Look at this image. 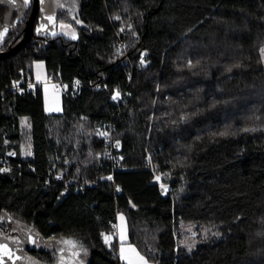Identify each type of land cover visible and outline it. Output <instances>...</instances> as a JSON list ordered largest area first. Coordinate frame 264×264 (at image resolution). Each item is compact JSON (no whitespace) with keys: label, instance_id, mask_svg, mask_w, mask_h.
<instances>
[{"label":"trees","instance_id":"obj_1","mask_svg":"<svg viewBox=\"0 0 264 264\" xmlns=\"http://www.w3.org/2000/svg\"><path fill=\"white\" fill-rule=\"evenodd\" d=\"M32 10L11 26L0 4V51ZM39 14L0 59V151H16L0 170V238L26 230L30 264H122L121 213L155 264H264V0H61L56 19L76 38L39 34ZM118 15L133 23L130 64L114 56ZM37 60L85 84L60 113L46 112L41 85L10 88ZM108 124L123 158L106 154Z\"/></svg>","mask_w":264,"mask_h":264},{"label":"built area","instance_id":"obj_2","mask_svg":"<svg viewBox=\"0 0 264 264\" xmlns=\"http://www.w3.org/2000/svg\"><path fill=\"white\" fill-rule=\"evenodd\" d=\"M117 22L118 24V40L115 43V48H114V56L115 59H117L120 63H128L130 61V54H129V41L127 39V34L128 30H130L133 26V23L131 21H127L120 15L117 17ZM135 38H139L140 35L138 32L133 33ZM140 60L145 61L148 63L146 60V55L145 51L141 50L140 51ZM49 80L53 83L54 87L57 90H60L62 92H71V94L76 95L80 94L82 89L85 87V84L81 79H75L73 81H68L64 80L62 78H57L53 73L48 74ZM33 76H28L27 78L22 77L20 80L15 81L10 88L14 91L17 92H23L25 89H30L34 90L35 88V82L33 80ZM41 85V83H40ZM92 85V84H91ZM95 86L96 88H99L100 85H92ZM42 87V85H41ZM119 93V95H117ZM112 100L115 101L116 103H124L126 101V94L122 91H116L112 95ZM102 130V136L106 139L107 143V148H106V154L109 155L113 160H117L120 158H123V154L120 153L121 151V144L118 140L114 138V131H115V126L113 124H108L106 127H104ZM16 151L15 150H6V152L0 151V170L2 172H7L10 171L12 167V158H15ZM18 167H21V165H18ZM51 177L49 176L47 179V182H50ZM56 181H63V175L62 174H57L55 177H53ZM113 180V179H112ZM72 191V186H70L68 183L64 185V192L68 193ZM78 189L75 190L77 192ZM113 230H114V236H116L118 232V225L117 221L112 224ZM112 235H110V238ZM124 264V263H122Z\"/></svg>","mask_w":264,"mask_h":264},{"label":"crops","instance_id":"obj_3","mask_svg":"<svg viewBox=\"0 0 264 264\" xmlns=\"http://www.w3.org/2000/svg\"><path fill=\"white\" fill-rule=\"evenodd\" d=\"M25 4L21 13L17 18L21 19L26 13L32 0H24ZM42 35V34H41ZM51 35V34H47ZM33 78L37 83H41L44 97V108L48 113H60L64 109L63 94L64 92L57 90L48 78V70L43 60H37L33 66ZM123 217V219H121ZM118 232L116 237L119 241L118 254L121 262L124 264H155L149 261L139 249L129 241L128 226L126 218L123 214L117 216ZM143 258V259H141Z\"/></svg>","mask_w":264,"mask_h":264},{"label":"rangeland","instance_id":"obj_4","mask_svg":"<svg viewBox=\"0 0 264 264\" xmlns=\"http://www.w3.org/2000/svg\"><path fill=\"white\" fill-rule=\"evenodd\" d=\"M34 1V0H33ZM32 3V2H31ZM0 4L8 5L9 6V12L7 15V21L10 23L11 26L15 25V21L11 23V17L14 12L21 13L24 7V0H0ZM61 6V0H40V14H39V22L36 24V32L42 35H55L57 33H64L67 36L70 37H77V31L76 29L67 22L61 21L58 22L57 12L59 7ZM51 17V19H49ZM35 24V23H34ZM35 81V80H34ZM23 154H30L31 149L30 148H23L22 150ZM159 180H161L160 177H158ZM165 188H168L167 186ZM197 231L190 232V238L188 240V245H192L191 238H196ZM7 237L13 241L17 242L18 239L22 240L25 239L26 236V230L20 227L19 224L14 223L13 224V230L9 232ZM184 240L187 241V236H184ZM43 246V245H40ZM25 254V251H24ZM26 255H29L28 252H26ZM21 259V258H20ZM30 264V259L24 257V260H16L15 264ZM8 264V263H7Z\"/></svg>","mask_w":264,"mask_h":264},{"label":"flooded vegetation","instance_id":"obj_5","mask_svg":"<svg viewBox=\"0 0 264 264\" xmlns=\"http://www.w3.org/2000/svg\"><path fill=\"white\" fill-rule=\"evenodd\" d=\"M31 235L28 236V238L19 240L17 242H13L10 239H4L0 238V245H6L7 249L6 251L9 252V256L3 255V252L5 249H0V256H2V259H0V263H7L8 261L11 263H15L16 260L22 258L24 255V251L27 250L31 246Z\"/></svg>","mask_w":264,"mask_h":264},{"label":"water","instance_id":"obj_6","mask_svg":"<svg viewBox=\"0 0 264 264\" xmlns=\"http://www.w3.org/2000/svg\"><path fill=\"white\" fill-rule=\"evenodd\" d=\"M39 10H40V0H34L32 13H31L30 18L28 19L27 24L25 26L24 37L15 46H13L11 49L5 50V51H0V59L8 57L11 54L19 51V49L29 41L30 34L32 32V27L35 23V20H36V17H37ZM164 194L167 195V192H165ZM0 211H1V200H0Z\"/></svg>","mask_w":264,"mask_h":264},{"label":"snow or ice","instance_id":"obj_7","mask_svg":"<svg viewBox=\"0 0 264 264\" xmlns=\"http://www.w3.org/2000/svg\"><path fill=\"white\" fill-rule=\"evenodd\" d=\"M49 19H51V17ZM117 95H119V93H117ZM121 219H123V217H121ZM0 249H5V251L3 252V255L9 256V258H10L9 252L6 251V249H7L6 245H0ZM0 259H2V256H0ZM141 259H143V258H141Z\"/></svg>","mask_w":264,"mask_h":264},{"label":"bare ground","instance_id":"obj_8","mask_svg":"<svg viewBox=\"0 0 264 264\" xmlns=\"http://www.w3.org/2000/svg\"><path fill=\"white\" fill-rule=\"evenodd\" d=\"M36 21V20H35ZM11 49V48H10ZM129 64H130V62H128ZM33 80H35V79H33ZM35 82V86L36 85H40L39 83H37L36 81H34ZM12 166H13V163L11 164ZM54 179V178H53ZM55 180V179H54Z\"/></svg>","mask_w":264,"mask_h":264}]
</instances>
